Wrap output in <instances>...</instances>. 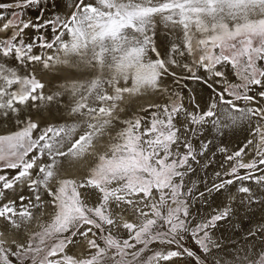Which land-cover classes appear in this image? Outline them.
I'll return each mask as SVG.
<instances>
[{"label": "snow or ice", "instance_id": "snow-or-ice-1", "mask_svg": "<svg viewBox=\"0 0 264 264\" xmlns=\"http://www.w3.org/2000/svg\"><path fill=\"white\" fill-rule=\"evenodd\" d=\"M42 3L15 0L0 9ZM67 7L65 15L38 17L39 23L25 21L22 11L10 17L0 11L6 33L0 37V121H12L15 129L0 134V218L17 229L37 221L26 242H12L15 250L0 240V264H171L185 258L207 264L219 249L212 232L232 208L194 221L191 204L234 183L249 205L264 203L245 183L264 188V0H71ZM158 24L179 33L165 57L155 43ZM30 28L37 35H26ZM54 47L57 53L41 54ZM186 56L191 63L183 62ZM54 58L91 70L89 78H69L46 94L33 66L49 69ZM173 68L212 90L204 107L192 92L185 97L161 86L169 75L180 83ZM149 91L166 101L121 119L123 94ZM65 93L71 122L42 126L31 118ZM242 124L251 125L254 140L234 151L217 146L225 154L221 170L200 191L186 178L213 162L214 139H201L206 129L222 137ZM110 130L82 177L60 174L64 158L83 157ZM45 208L51 209L47 220L34 216L33 209L44 216ZM257 231L264 232V224L248 235ZM189 234L195 249L184 243ZM81 241L83 251H73ZM225 264H264V247L253 245Z\"/></svg>", "mask_w": 264, "mask_h": 264}, {"label": "rangeland", "instance_id": "rangeland-1", "mask_svg": "<svg viewBox=\"0 0 264 264\" xmlns=\"http://www.w3.org/2000/svg\"><path fill=\"white\" fill-rule=\"evenodd\" d=\"M54 1L53 0H43V3L41 5V7L40 6L26 7V9L28 8L27 10L25 8H24L25 10L24 9L23 10L16 9V8H9L10 10L8 8H5V10L4 9L3 10L0 9V10L3 11V13H5V16L6 17H8V16L10 17L11 12H13V11H17V12L23 11L24 14H23L22 18L25 16L23 18L25 21H27V20H29L31 18V19H33L32 20L33 22L36 20L35 23H39L40 20L38 19V17L41 18V19H54L58 15L63 16V15L66 14L65 13L66 11L63 12L62 10L61 11L58 10L59 7H60V5H61V3L63 2V0H54ZM0 2L1 3H4V4H14L15 3V0H10V1L9 0L8 1H6V0H0ZM49 2H51V3H49ZM45 3H46V5H45ZM55 4H56V6H55ZM49 7H51V8H49ZM69 10L70 9H68L67 11H69ZM32 13H34V14H32ZM7 14H9V15H7ZM25 14L28 15V16H26ZM43 15H44V17H43ZM2 21L0 20V25H2V23L5 22V20H2ZM43 33H44V35L47 38H49V39L51 38V29H50V27H45L43 29ZM2 34L4 36L6 35V33L1 32L0 37H3ZM173 34H175V33L170 32L169 29L164 28L163 25H161V24H158L157 25L155 43H156V47H157V49H158V51L160 53H164V52H162V50H166V45H167V42H168V38H169V36L171 37ZM26 35H28V36H35V35H37V32L34 29H31L30 28V29L26 30ZM40 51H41V54L44 55V52L46 53L49 50H40ZM150 55H152V58L153 59L156 58L154 56V54H151L150 53ZM161 56H162V54H161ZM162 57H164V56H162ZM183 62L191 63V58L186 56L184 58V61ZM37 66L38 65H34L35 70H36ZM37 71L40 72V67L37 68ZM172 71L177 72L178 76L181 77L180 83L179 84L174 83L173 78L169 75V76H166L164 78V79H169L171 81V83L169 85H167L166 87L169 88L170 90H182L184 92L185 97H187V94H189V91H187V89H186V92H187L186 93L184 91V88H187V87L188 88H191L190 90L195 95V97L197 99V102L200 103L201 105H204V102H203L204 97L206 96V93L208 91H210L211 89H209L204 84L203 80L198 81V83H193L192 81H191V83H189L191 79H188L187 78L188 75H189V73H187L185 70L179 69V68H173ZM38 72H35L34 74L36 76H38L37 75ZM196 72H197V75H200L202 77H206L207 76V74L203 70H201V69H197ZM229 79H233V77L231 76V72L230 71H229ZM200 82H202V83H200ZM121 86H123V82H121ZM105 87L107 88V85H105ZM46 90H47V92H45V93L46 94H50L52 89H50V88L47 87ZM46 90L44 89V91H46ZM107 90L109 92H111V89H107ZM131 99H132V97L130 98V100ZM133 101H134V99L131 102L129 101V102L125 103V106L123 105L121 107L125 111L127 110L126 112L124 111L122 113H119L121 119L127 118L132 113H140V114H143V113H141V108L142 107H147L149 105V104H143L142 106L138 107V105H136L137 102L133 103ZM165 101H166V97L163 96L160 93V96L157 97L156 100L153 101V102H151L150 104L164 103ZM142 102H143V100H142ZM70 103L67 104V107H65L63 111L58 110V108H59V106H58L57 107V110L55 109L57 112L54 111V112H56V114L52 111L53 108L46 107V109L45 108L43 109L44 111L37 112V115L40 113V115H41L42 118L40 116L39 117L38 116H35V113H33V112L31 113V118L34 121L40 122L42 126L43 125H46L47 123H63V122H66V121L67 122H71V120H70V118L68 116V109H69ZM51 107H52V105H51ZM47 111H48V113H47ZM59 112H60V115L58 114ZM43 114H44V116H42ZM56 115H59L58 119L57 120H53L54 118L56 119V117H57ZM49 118H50V120L52 119L53 121H50ZM254 122L255 121H253V124H254ZM8 124H11V122H9ZM119 126L120 125L117 124V128H119ZM10 127L13 130H15L14 129V125L13 126H9L4 131L0 132V134H5V133H7L9 131H12V129ZM250 128H251V125H247V124H242V125L236 127L235 129H233L234 132H235L234 135H236L235 139L231 140L228 144H225L224 143L225 141H223L221 143L220 142H217V145L215 144L211 148H217V146H224V147H227V148H237L238 149L240 147V146H238V144L241 143V141L243 139L254 140V136L251 133ZM247 140H245L243 142V145L247 142ZM107 141H108V138L104 139V142L103 141H100L97 144L98 145L97 148H93L91 152H93V151H95V152L102 151V146L105 143H107ZM100 145H102V146L99 147ZM234 150H236V149H234ZM250 152H251V150H249V155L252 154V152L251 153ZM214 153H215V155H214V158L212 159V161L213 160L216 161V157L217 156H218V159L219 160H220V158L223 160V161L219 162V165L217 164L216 166H209L208 168H206L204 170H200L201 173L199 171V173L196 176H194L195 173H196L195 172L194 174H190L186 178V179H188L190 181H197L196 187L200 191H204V184H207L208 187H211L212 181L214 179H216L215 176H214V173L216 171H220L221 170V165L224 162V156H225L224 153H220L216 149H214ZM92 158H94V157H92ZM93 160L94 159L88 161L89 163L87 162L85 164V166L82 168V171L78 175L70 176L68 174H64L63 172H61L60 174L63 175V176H65V177H68V178L79 177V176L82 177L84 175L85 170L87 169V167L93 163ZM227 167H230V166L229 165H225V168H227ZM197 169H198V166L196 167V171H197ZM5 171H8L9 172V170H5ZM0 174H3V172H0ZM9 174L10 175H14L13 171L9 172ZM225 178H227V177H225ZM199 181H203V183H200ZM234 193H236L238 195V198L237 199H239V197L241 196L239 194H241V193H239L238 191H234ZM233 194H231V195H233ZM207 195L208 194L206 193L205 194V197ZM209 198L211 199V197H208L206 199L204 198V200H202V201L199 200V199H197L195 202H193L191 204L190 211L192 213V219L194 221L198 220L201 217H205V216H208V215L212 214L215 210H221L225 206L228 205L227 202H226L224 206H220V204H217L215 200L211 204L210 203V200H207ZM245 209L248 210L247 206H246ZM50 211H51V209H49L46 212L48 213ZM260 212L261 211L259 210V212H255V213H251L250 214V215H253V216H248L247 220L248 221H253V222H251L250 225H248L247 227H245V228H233V229H231L230 230V239L229 240L228 239H225V238H223V239H221V238L218 239V237L215 238L216 233H215V229H214L213 232H212V238L219 245V249H217V248H213L212 249V254L210 256H208L207 264H213L214 261H219V264H225L226 261H232L236 256L242 255L244 252L248 251L253 245H255V249L257 251L261 247H264V232L257 231V233H256V235H255L254 238L253 237H250L248 235V232H249L250 229L251 230H255V229L258 228L259 225L264 224V217H262V215H259L258 214ZM47 213L44 215L45 218H44V216H41L40 219L43 217L41 220H47L48 219ZM254 214H256V215H254ZM1 219H2L3 225L7 227V234L4 235V233L0 229V240H2V241L5 242L4 243V246L5 247H12L13 250H15V246L12 244L13 241H16L17 243H24V242H26V239H27V236H28L29 232L35 230L36 227H37V221H32L30 224H27L26 226L25 225H22L19 229H17L15 227H13L12 225H10L5 220H3V218H1ZM219 224L220 223L218 222V225ZM237 231H238V233H237ZM184 243H185L186 246H188L190 248H193V249H195L197 247L196 246V243H195V240L190 236V234L185 239ZM80 244L82 246L79 245L73 251H83L82 249L84 247V242L81 241ZM150 254L151 253H149V255ZM186 260H188V259L186 258ZM187 263L188 264H191L190 260H188V262H185L184 261V262H182L180 264H187ZM162 264H163V262H162Z\"/></svg>", "mask_w": 264, "mask_h": 264}, {"label": "bare ground", "instance_id": "bare-ground-1", "mask_svg": "<svg viewBox=\"0 0 264 264\" xmlns=\"http://www.w3.org/2000/svg\"><path fill=\"white\" fill-rule=\"evenodd\" d=\"M8 1V0H6ZM10 1V0H9ZM54 1V0H53ZM2 2V1H1ZM0 2V3H1ZM4 2V1H3ZM55 2V1H54ZM61 2V1H60ZM71 2V0H63V2L61 3L60 7H59V11H63L65 13H67L68 11V7L67 5ZM51 3V2H49ZM53 3V2H52ZM58 4V3H57ZM46 5V3H45ZM49 6V5H48ZM56 6V4H55ZM32 7V6H31ZM41 7V6H40ZM44 7V6H43ZM46 7V6H45ZM48 8V7H47ZM51 8V7H49ZM9 9V8H8ZM26 9V8H25ZM24 9V10H25ZM28 9V8H27ZM26 9V10H27ZM34 9V8H33ZM3 10V9H2ZM5 10V9H4ZM10 10V9H9ZM30 10V9H29ZM49 10V9H48ZM53 10V9H52ZM1 11V10H0ZM13 11V10H12ZM36 11V10H35ZM45 11V10H44ZM51 11V10H50ZM49 11V12H50ZM70 11V10H69ZM3 12V11H2ZM23 12V11H22ZM26 12V11H25ZM48 12V13H49ZM7 13V12H6ZM38 13V12H37ZM64 13V14H65ZM24 14V13H23ZM34 14V13H32ZM9 15V14H7ZM26 15V14H25ZM48 15V14H47ZM28 16V15H26ZM33 16V15H32ZM31 16V17H32ZM38 16V15H37ZM9 17V16H8ZM25 17V16H24ZM23 17V18H24ZM44 17V15H43ZM48 17V16H47ZM28 18V17H27ZM31 19V18H30ZM33 20V19H31ZM2 21V20H1ZM36 21V20H35ZM34 21V22H35ZM3 22V21H2ZM3 24V23H2ZM4 33V32H3ZM1 34V32H0ZM3 35V34H2ZM179 33H175L173 34L171 37L169 36L168 38V42H167V45H166V50H162V52L164 53H161L162 56H166L167 52H168V49H169V46L170 44L176 39V36H178ZM4 36V35H3ZM178 42V41H177ZM43 53V52H42ZM54 53H57V48L54 47L53 49L47 51L46 53L44 52V55H53ZM155 56V55H154ZM153 56V57H154ZM71 62H76V58L75 57H72L71 58ZM12 63H15V61H13ZM50 63V68L49 69H45L43 68V66H41L42 64H35V65H38L37 68L40 67V72L37 71V68L35 70L34 68V73L35 72H38V76H36L38 79H40L43 83H45V86L46 88H50L52 89L51 90V93L52 92H56V91H59L60 90V85L61 84H64L67 82V80L69 78H74V79H87L89 78V72L91 70L89 69H84L83 67L79 68V69H76V68H72V67H69V65H66V64H61L59 62H57L55 60V58L49 62ZM34 67V66H33ZM191 81L193 83H198V81L196 80H190L189 83H191ZM171 83V81L169 79H163L162 81V87H166L167 85H169ZM202 83V82H200ZM45 88V90H46ZM186 89L187 91L191 92V88H184V91L186 92ZM50 91V90H49ZM47 92V90L45 91ZM187 93V92H186ZM212 94V90L208 91L206 93V96L204 97V105L205 103L208 102L209 100V96ZM188 95V94H187ZM160 96V93L159 92H152V91H149L147 93H141V94H123V98L121 101L118 102V105H119V108H121L123 105L125 106V103L127 102H131L133 99V103L137 102L136 105H138V107L142 106L143 104H150L151 102L155 101L157 97ZM132 97V99L130 100V98ZM143 100V102H142ZM70 97L67 93H65V95H63L62 97L59 98V103H53L52 104V107L50 106V108H53L52 111H56L57 110V107L59 106L58 110L60 111H63L65 107H67V104L70 103ZM204 105H201V107H204ZM127 106V105H126ZM125 108V107H124ZM46 109V108H45ZM56 109V110H55ZM123 109V108H122ZM44 111V110H42ZM125 111V110H124ZM127 111V110H126ZM125 111V112H126ZM33 113H35V116H40V113L37 115V111L33 110L32 111ZM46 112V111H45ZM57 112V111H56ZM56 112H54L56 114ZM48 113V111H47ZM42 114V113H41ZM60 115V112L58 113ZM125 114V113H124ZM46 115V114H45ZM59 115H56V119L54 118L53 120H57ZM44 116V114L42 115ZM52 116V115H51ZM54 116V115H53ZM123 116V115H122ZM42 118V117H41ZM52 118V117H51ZM47 119V118H46ZM50 120V118H49ZM52 119L50 121H53ZM42 121V120H41ZM48 121V120H47ZM9 122H11V124H8ZM255 123V122H254ZM14 124L12 123V121L8 120V121H0V132L4 131L5 129H7L9 126H13ZM119 125V124H118ZM11 128V127H10ZM12 129V128H11ZM13 130V129H12ZM114 133V131L110 130L106 135H104L103 137H101L100 139L96 140L94 142V148H97V144L100 142V141H103L104 142V139L108 138L109 135H112ZM235 132L233 129H229L227 130L226 134L223 135L222 137L221 136H218L217 133L214 131V130H211V126L208 127V129H206L204 135L201 137V139H207V140H213L214 139V144L213 145H217V142H223L225 141L224 143L225 144H228L231 140L235 139L236 135H234ZM240 140V139H239ZM247 140V139H243L241 141V143L238 144V146H242L243 145V142ZM212 145V146H213ZM102 145H100L99 147H101ZM214 149L216 148H211V151L209 153V156L211 157V159L214 158V156L211 155V153L214 152ZM230 151H233L234 149H237V148H228ZM91 151L92 149L89 151V153H86L83 157H80V158H71V157H66L65 159H63L62 161V166H61V169H60V173L63 172L64 174H68L70 176H75V175H78L81 171H82V168L85 166V164L94 159L92 158L93 155L91 154ZM251 153V152H250ZM223 161L221 158L220 160L218 159V156L216 157V161L213 160L211 166H216L217 164L219 165V162ZM89 163V162H88ZM201 170V168L198 166V169L195 173L194 176H196L199 171ZM12 171V170H11ZM9 170V172H11ZM14 173V172H13ZM201 173V171H200ZM80 177V176H79ZM245 183H248L249 186L253 187L254 191H256L258 193V195H260L261 197V200H264V188H261L257 185H254L252 182H245ZM238 184L237 183H234L233 185L229 186L227 191L224 192V191H221V192H213L211 195H207L205 197L208 198V197H211V199H207V200H210V203L212 204V202L215 200L217 204H220V206H224L225 203L227 202V204H231L230 206H232V213L229 217L226 218V220L224 221H221L219 222L220 224L217 225V227L215 228V238L218 237V239H230V230L233 229V228H245L247 227L248 225H250L251 222L253 221H248L247 218L248 216H253V215H250L251 213H255V212H259V210L261 211L260 213H258L259 215H262V217H264V203L260 202L259 200L252 203V204H248L245 200V194L241 193L239 195H241L238 198V195L236 193H234V191H237V188H238ZM235 195H234V194ZM233 194V195H231ZM229 197H234V199H231L229 200ZM206 200V201H207ZM248 208V210H246L245 208ZM251 207V208H250ZM49 209L48 208H45L44 212L45 214L47 213L46 211H48ZM34 212V216H36L37 218H40L41 217V212L40 210L38 209H33L32 210ZM250 212V213H249ZM44 214V215H45ZM256 215V214H254ZM43 218V217H42ZM41 218V219H42ZM45 218V216H44ZM33 221H36L35 219ZM0 229L1 231L4 233V235L7 234V227L3 225V222H2V219L0 218ZM238 233V231H237ZM81 245V244H80ZM82 246V245H81ZM83 250V249H82ZM188 262V260L185 259H182V260H173L171 262V264H180L182 262ZM188 264V263H187Z\"/></svg>", "mask_w": 264, "mask_h": 264}]
</instances>
